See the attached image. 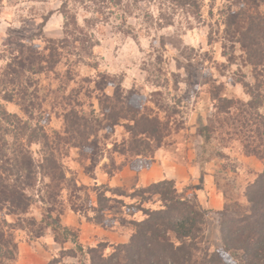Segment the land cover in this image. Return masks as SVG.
Returning a JSON list of instances; mask_svg holds the SVG:
<instances>
[{
	"label": "rangeland",
	"instance_id": "1",
	"mask_svg": "<svg viewBox=\"0 0 264 264\" xmlns=\"http://www.w3.org/2000/svg\"><path fill=\"white\" fill-rule=\"evenodd\" d=\"M121 1L7 0L0 5V70L10 62L11 48L25 44L43 52L48 41L65 39L67 25L74 34L70 39L79 38L76 46L82 47L75 49L70 44L58 67L35 76L37 83L28 93L37 90L35 98L25 103L36 105L28 110L32 124L49 136L47 142L41 139L31 148L42 173L36 187L41 198H37L33 214L41 220L42 198L58 191L46 177V171L56 162L65 175L59 182L60 197L55 199L57 208L64 211L62 225L78 230V240L86 248L102 239L120 244L113 240L127 235L116 229L129 213L126 204L130 199L119 196L118 190L131 194L134 188H140L133 187L140 181V172L158 168L161 157L156 159L155 155L149 162L129 154L122 156L119 150L129 138L122 126L113 132L104 128L95 137L84 134L82 139L83 133H72L77 115L87 119V125L102 119L96 85L107 77L113 82L105 90L107 95L113 96L120 85L126 94L147 99L150 109L157 111L159 102L184 118V130L157 152L162 151L187 167L207 166L214 177L213 186L220 191L229 212L225 214L223 209L207 215V247L213 252L223 245L220 221L224 216L248 210L247 187L263 170L262 161L245 155L240 142L237 138L232 140L227 130L218 127L219 131L211 132L209 140L198 134L214 119L224 120L227 109L222 98L249 101L241 82L255 84L253 68L244 63L239 47L233 49L225 41L224 11L234 0H200L198 14L190 8H179L176 0ZM72 52L74 55L69 57ZM16 104L5 105L10 112L28 120L29 116ZM86 136L90 137L88 143ZM125 163L127 166L118 172ZM107 173L115 175L110 177ZM187 181L186 190L181 187L179 193L192 198L194 193L190 191L194 192L198 185ZM101 194L115 199L99 203ZM104 204L108 208L101 213ZM88 217L94 222L100 217V224L91 223ZM136 218L142 219V215ZM8 220L14 222L15 218ZM97 230L106 232V237L99 236ZM16 239L18 258L14 264H48L63 249L76 248L71 242L63 246L56 243L51 229L34 241H28L24 232H17ZM81 260L79 254L78 258H66L64 263L81 264Z\"/></svg>",
	"mask_w": 264,
	"mask_h": 264
},
{
	"label": "trees",
	"instance_id": "2",
	"mask_svg": "<svg viewBox=\"0 0 264 264\" xmlns=\"http://www.w3.org/2000/svg\"><path fill=\"white\" fill-rule=\"evenodd\" d=\"M5 1L0 0V5ZM121 2L118 0L116 3ZM176 2L179 8H190L193 13H200V0ZM263 7L264 0H234L224 11L225 41L231 43L233 49L239 47L244 63L253 68L255 84L241 82L250 96L249 101L221 97L227 109L222 111L226 117L221 122L214 119L212 124L204 126L198 133L199 137L202 135L209 140L212 133L219 131L218 127L227 130L232 140L237 138L240 142L245 155L256 157L263 163V170L246 190L248 210L239 215L224 216L219 223L223 245L213 252L207 247V211L195 196L192 199L179 193L174 180L166 179L145 188H134L131 194L118 190L119 196L130 199L129 204L120 200L127 205L129 213L121 224H117L116 229L121 234L129 235L128 242L112 244L102 239L95 246L86 248L78 240V230L62 225L64 211L57 208L55 199L60 197L59 182L65 179V175L55 162L46 171V177L58 187V191L55 189L47 198H42L44 212L41 220L37 219L33 207L38 203L37 198H41L36 187L42 173L38 171L41 167L34 159L31 148L33 144L42 142L41 139L47 142L49 136L44 129L32 124L28 110L36 105L30 102L32 105L25 106V103L35 98L33 95L37 90L28 94L37 83L35 76L47 70L52 72L58 67L70 44L75 49L81 50L82 47L76 46L79 45V38L70 39L74 34L67 25L65 39L48 41L43 52L25 44L17 49L11 48L10 62L0 70V264H14L17 261V232H24L28 241H34L44 237L50 229L56 243L63 246L71 242L76 248L63 249L60 256L53 257L48 264H66V258H78L79 254L82 256L81 264H264ZM48 19L45 18L43 23H47ZM112 85L113 82L107 77H103L96 85L102 119L94 125H87L88 120L77 115L72 133H83L82 139L84 134L95 137L104 128L113 132L122 126L129 138L119 153L152 161L158 150L165 148L171 139L184 130V118L179 112L168 106L164 108L159 102H156L157 111L155 108L150 109L147 99L126 94L120 85L115 88L113 96L107 95L105 90ZM6 103H18L16 105L22 107L29 116L28 120L10 112ZM230 109L235 112L232 113ZM126 166L125 163L119 167L118 172ZM107 174L110 177L115 175ZM103 199L107 201L115 198L107 199L105 194H101L99 203ZM107 208L108 205L104 204L99 212L103 213ZM223 211L228 214L227 205ZM138 214L142 215V219L136 218ZM8 217H14L15 221L10 222ZM88 220L94 222L90 217ZM95 221V224H100V217Z\"/></svg>",
	"mask_w": 264,
	"mask_h": 264
},
{
	"label": "crops",
	"instance_id": "3",
	"mask_svg": "<svg viewBox=\"0 0 264 264\" xmlns=\"http://www.w3.org/2000/svg\"><path fill=\"white\" fill-rule=\"evenodd\" d=\"M166 155L161 152L156 153V159L158 157H161V160H158V164L160 166L152 167L149 171L146 173L140 172V175H138L139 182L134 183L133 187H146L154 182H159L162 180H174L176 182L178 190H181L180 188L186 186L188 184L187 180H191L196 185H198V189H196L194 192L195 198L198 200L200 205L203 207L204 210H206L209 213L211 211H222L225 207L224 198L220 195V191L216 189L213 186V176L211 172L205 167H202L196 164L190 165V166H184L181 164H177L172 159H169ZM205 168V169H204ZM124 172V171H123ZM122 172V173H123ZM186 189H184L185 191ZM98 235L105 236L106 232L102 230H97ZM108 237V236H107ZM129 240V235L126 236H117L116 240H113V242L117 243H127Z\"/></svg>",
	"mask_w": 264,
	"mask_h": 264
}]
</instances>
